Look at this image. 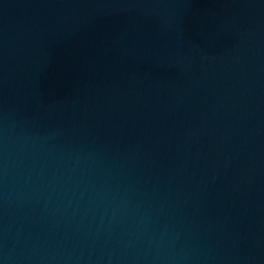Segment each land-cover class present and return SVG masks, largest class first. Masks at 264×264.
Listing matches in <instances>:
<instances>
[{"label": "water", "instance_id": "95a60500", "mask_svg": "<svg viewBox=\"0 0 264 264\" xmlns=\"http://www.w3.org/2000/svg\"><path fill=\"white\" fill-rule=\"evenodd\" d=\"M0 264H264V0H0Z\"/></svg>", "mask_w": 264, "mask_h": 264}]
</instances>
